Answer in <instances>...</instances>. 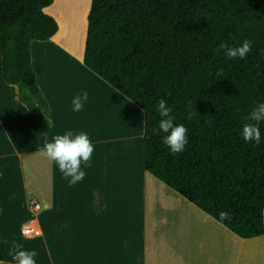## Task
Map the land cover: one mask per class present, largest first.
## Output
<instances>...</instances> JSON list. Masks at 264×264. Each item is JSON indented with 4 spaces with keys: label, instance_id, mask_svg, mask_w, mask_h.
<instances>
[{
    "label": "trees",
    "instance_id": "obj_1",
    "mask_svg": "<svg viewBox=\"0 0 264 264\" xmlns=\"http://www.w3.org/2000/svg\"><path fill=\"white\" fill-rule=\"evenodd\" d=\"M52 3L0 0L1 76L39 121H48L49 105L29 43L58 29L43 10ZM245 39L252 50L244 59L219 50ZM82 64L141 107L143 171L237 235L264 234V122L258 145L241 135L245 118L264 102V0H91ZM160 99L188 129L180 153L154 131ZM221 211L230 218L221 220Z\"/></svg>",
    "mask_w": 264,
    "mask_h": 264
},
{
    "label": "crops",
    "instance_id": "obj_2",
    "mask_svg": "<svg viewBox=\"0 0 264 264\" xmlns=\"http://www.w3.org/2000/svg\"><path fill=\"white\" fill-rule=\"evenodd\" d=\"M50 5L43 10L55 18L58 29L47 40H32L29 43L30 65L35 81L48 102L47 118L50 123L39 121L30 114L17 96L16 85L3 80L0 68V134L3 133L5 141L9 143L8 150L6 148L3 150L0 144V159L5 162L6 167L11 168L12 165L15 167L18 164L24 177L29 174L28 154L39 152L43 145L24 148L22 144L33 139L36 132L43 142L45 134L51 142L55 135H63L71 130L74 133L75 131L76 133L86 132L99 154L101 153L99 146L104 145L103 152L107 156L110 155L113 144L119 140L127 141L130 153L126 154L130 165L135 162V150L130 149L131 141L135 140L136 136L141 140L143 133L137 132L134 128L130 130L117 128L114 122L118 123V117L115 120L112 117H108L109 120L105 119L104 115L107 114L101 111L102 104L109 102L110 91L121 96L122 102L126 103L128 99L110 83L82 64L87 14L84 16V32L79 33L76 32L73 23H69L70 26L66 28L63 27L59 17L56 18L55 8H52V13L50 12ZM53 5L55 7L54 3ZM37 43L64 47L65 51H62L66 52L69 59L76 60L75 79L70 78L65 71L58 72L60 69H56V74L50 79L46 78L48 67L35 63L38 51H35L32 46ZM84 91L88 93V100L81 111L74 112L72 99ZM93 113L97 114L99 121L97 130L95 127L90 130L86 126V119ZM104 125L107 129L103 133ZM138 146L141 148L139 142ZM137 152L141 164V150ZM36 159V162L32 160L34 165L36 163L35 173L42 176L36 179L37 184L43 188L49 186L51 193L59 199L78 197L79 194L85 198L100 196L105 198L104 192L107 184L104 181L106 177L108 175L117 177L118 175L116 170L118 163L115 165L106 158H96L99 162L93 163L91 159L90 167L81 165L86 172L85 178L69 186L68 180L62 177L55 162L49 161L46 157ZM121 161L124 163V159ZM142 174L144 176L140 174L137 184L138 201L133 203L129 200L126 203V211L130 213L128 219L120 212L118 213L119 216L121 215L120 222L114 225L112 221L116 213H107L106 216L101 214L93 216V219L89 220L91 222L83 225L85 231L92 228L93 233L103 239L100 244L106 245L107 243L117 247L118 261L126 264H264V234L241 237L148 172L144 171ZM23 181L27 182L25 179ZM101 181L104 184L98 185ZM28 185L29 182L21 184L20 187L23 190L22 202L24 204L18 216L20 221L30 213L35 216L46 207L44 202L38 201L41 209L36 214L31 212L30 205H28ZM118 194L121 195V191L116 196ZM135 205L142 207V218L139 214H135V212L139 213ZM29 222L35 223L40 229L38 217L30 218L24 224ZM22 226L19 225L20 231ZM78 229H81L80 225ZM6 256L0 255V264H13L11 257Z\"/></svg>",
    "mask_w": 264,
    "mask_h": 264
},
{
    "label": "rangeland",
    "instance_id": "obj_3",
    "mask_svg": "<svg viewBox=\"0 0 264 264\" xmlns=\"http://www.w3.org/2000/svg\"><path fill=\"white\" fill-rule=\"evenodd\" d=\"M53 3L55 4V0H53ZM53 3L49 7L50 12L54 8ZM53 19L55 20L54 17ZM32 47L35 51H38L37 62L35 61V63H38V65L44 64L48 67L46 78L50 79L52 75L56 74V69H60L58 72L65 71L70 78L73 77L75 79L77 75L76 60L74 58L69 59L66 52L62 51L64 47L43 45L41 43H37ZM108 97L109 102L103 103L101 106V111L108 115H104L105 119L112 117L115 120L118 117V123L114 122L117 128H126L127 130L134 128V130L142 134L143 111L141 107L126 96L128 100H126V103L122 102V97L120 96V98L118 94L111 91ZM98 124L97 114L94 115L93 113L86 119V126L90 130L94 127L97 130ZM106 129L107 126L104 125L102 132L104 133ZM34 134L36 135H34L33 139L26 144H22L24 148L40 147V145L44 144L42 138H38V132ZM0 138L2 149L6 148L8 150L9 143L5 141L3 133L0 134ZM131 142L130 149L132 151L135 150V162L130 165L128 163L129 158H127V154L130 153L127 141L119 140L113 144V149L110 150L112 154L110 153L109 156L103 152L104 145L99 146L100 154L94 148L91 158L93 163L99 162V160L96 161V158H106L107 161L115 165L118 163L116 167L118 171L117 177L108 175L104 181L107 184V189L104 192L105 198L101 196L98 198H85L81 197L80 194L74 198H56L51 193L49 186L43 188L36 182V179L42 176H38L35 173L36 163L34 165L32 160L36 162V158H44L39 152H30L28 154L29 174L24 177L18 164L15 167L13 165L11 168L6 167L5 162L0 159V255H7L6 257H11L10 259L12 260V256L9 253L13 247L12 242L15 241L21 244L24 250H35L38 253L35 257L36 264H126L118 261L117 247L115 245L100 244L103 239L94 234L93 229L90 227L88 231H85L83 225L91 222L89 220H92L93 216L100 214L106 216L107 213H116L112 221L114 225H117L118 221L120 222L121 215H118L120 212L122 216L128 219L130 213L126 211V203L129 200L133 203L138 201L137 184L140 174L144 176L142 174L144 171H142L138 159L139 153L137 152L141 150L138 146V142L141 146V140L136 136L135 140ZM16 144L19 145L17 142ZM122 159H124V163H122ZM46 175L48 176V174ZM23 179L29 182L28 205H31L32 200H37L44 202L46 207L35 216L30 213L29 216L24 217L20 221L18 216L24 208L22 202L23 190L20 187L21 184L27 183ZM102 182H99L98 185L104 184ZM119 191H121V195L118 194V197L116 194ZM135 208L139 211V213L135 212V214H139L142 218V207L135 205ZM37 217L40 223V233L34 236H23L20 233L19 225L22 226L30 218L35 219ZM134 217L136 218L135 215ZM78 225H80L81 229H78ZM12 263L14 264L13 260Z\"/></svg>",
    "mask_w": 264,
    "mask_h": 264
},
{
    "label": "clouds",
    "instance_id": "obj_4",
    "mask_svg": "<svg viewBox=\"0 0 264 264\" xmlns=\"http://www.w3.org/2000/svg\"><path fill=\"white\" fill-rule=\"evenodd\" d=\"M219 50L225 53L228 59H244L252 50V42L245 39L241 45L230 47L227 43H221ZM223 75L217 72L219 78ZM88 100L87 91L73 97L72 110L79 112L83 109ZM156 111L160 116L158 128L154 131L163 133L162 143L168 146L170 152L176 154L184 150L188 143V129L183 124H175V117L171 115L172 109L167 105L166 100L160 99L156 105ZM194 113L188 112V119L191 120ZM245 123L241 130V135L245 142L254 141L257 145L261 142V132L259 125L264 122V102H259L245 118ZM48 121L47 124H49ZM40 155L46 157L49 161L55 162L64 179L68 180L69 186L83 180L86 172L81 165L90 167V161L94 152V146L86 132L74 133L69 130L63 135H55L49 142L47 134L44 136L43 147L39 149ZM221 220L229 219L230 213L221 211L219 213ZM9 255L12 256L14 264H36L35 250H24L23 246L15 241Z\"/></svg>",
    "mask_w": 264,
    "mask_h": 264
},
{
    "label": "bare ground",
    "instance_id": "obj_5",
    "mask_svg": "<svg viewBox=\"0 0 264 264\" xmlns=\"http://www.w3.org/2000/svg\"><path fill=\"white\" fill-rule=\"evenodd\" d=\"M88 6L89 0H56L54 8L56 17H59L63 27L66 28L69 23H73L76 32L81 33L83 32L84 16L88 12Z\"/></svg>",
    "mask_w": 264,
    "mask_h": 264
},
{
    "label": "built area",
    "instance_id": "obj_6",
    "mask_svg": "<svg viewBox=\"0 0 264 264\" xmlns=\"http://www.w3.org/2000/svg\"><path fill=\"white\" fill-rule=\"evenodd\" d=\"M40 209L41 204L36 200H32L30 205L31 212L36 214ZM21 233L25 236H34L40 233V229L35 223H27L22 226Z\"/></svg>",
    "mask_w": 264,
    "mask_h": 264
}]
</instances>
